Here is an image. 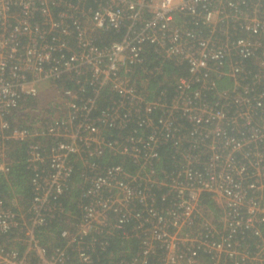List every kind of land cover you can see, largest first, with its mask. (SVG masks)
I'll list each match as a JSON object with an SVG mask.
<instances>
[{"label": "built area", "instance_id": "2783aa9c", "mask_svg": "<svg viewBox=\"0 0 264 264\" xmlns=\"http://www.w3.org/2000/svg\"><path fill=\"white\" fill-rule=\"evenodd\" d=\"M166 65L185 73L159 90ZM9 142L31 197L0 198V264H264V0H0L5 175Z\"/></svg>", "mask_w": 264, "mask_h": 264}, {"label": "trees", "instance_id": "16d2710c", "mask_svg": "<svg viewBox=\"0 0 264 264\" xmlns=\"http://www.w3.org/2000/svg\"><path fill=\"white\" fill-rule=\"evenodd\" d=\"M121 39V34H116V35H108L106 38H102L99 41H97V44L100 46L108 45L113 41H118ZM185 70L182 69H174L173 66L171 65H166L164 73L168 75L166 79H164V76L159 77L157 79V84L154 86H158V83H160L162 86L159 87V90L163 88H168L171 90L170 84L173 85L175 83V78L181 75ZM183 75V74H182ZM226 82V89H229L231 87V84L228 81ZM220 87V86H219ZM222 87V86H221ZM151 88V87H150ZM152 89V88H151ZM220 89V88H219ZM153 90V89H152ZM107 93H104L100 95V98L98 99V104L97 108L95 109L93 115L97 116L99 115L103 110H106L111 102H109V97L106 95ZM153 93L151 92V95ZM89 97V96H87ZM30 105V104H28ZM14 126V125H13ZM15 127V126H14ZM128 133L129 134H134L138 137L142 136V130H140L136 124H130L128 127ZM109 136L112 138H117L118 136L121 137H126L128 134H122L119 133L118 131H109L108 133ZM11 144L9 156H10V161H11V166L9 169L8 175H5L1 170H0V198L1 199H8L9 201L12 202V204H17V202L21 201L22 205H27L28 201L30 200L31 197V190L29 186V178L31 176V172L27 169L26 166V159L27 155L25 154V148L22 145L15 144L13 142H9ZM172 154H170L169 150L161 148L159 150L158 154V159L153 161V166L155 168V171L158 175V179L161 181L163 180V177H166L168 174H170L172 171H174V165L172 163ZM121 160L117 158H104V161L101 162V165H116L120 164ZM125 163V162H122ZM76 171L74 175L75 182H79L80 179H78V175L80 172V168L78 165H76ZM166 192V189H163V191L160 192L158 195V203L159 205L165 204V207H160L161 209H165L168 207L167 205L169 204L168 201L162 202L160 200V196ZM208 197V196H207ZM206 197V198H207ZM73 197L68 198L67 200L64 201L65 204H70V200L73 199ZM205 198V199H206ZM206 203L208 204V207L214 209V205L212 204L213 201L209 198L206 199ZM79 217L80 219V213L78 211L75 212L73 217ZM79 219L76 220H71V224H74L79 221ZM66 223L65 227L64 224L61 225V221L55 222L52 224L50 227H48V230L53 232L54 234V240L58 241L57 243L61 242V240L58 239V234L62 231V229L68 228L71 230V227L73 225ZM45 240L51 241L46 234H44ZM53 241V239H52ZM110 249L108 252L102 253L101 259L105 263H109L111 258L110 255L112 256L117 255L118 253L116 251H120V246L122 244L121 240L118 238H111L110 240ZM0 243L3 244L5 243V238L1 237L0 238ZM131 248L126 246V252H128L127 257L129 258L130 254L135 253L138 250V244L136 243H131L129 245ZM119 248V249H118ZM74 256L75 253L73 252ZM73 254L70 256L71 261L73 260ZM107 257V258H106ZM131 257V256H130Z\"/></svg>", "mask_w": 264, "mask_h": 264}, {"label": "rangeland", "instance_id": "374dc122", "mask_svg": "<svg viewBox=\"0 0 264 264\" xmlns=\"http://www.w3.org/2000/svg\"><path fill=\"white\" fill-rule=\"evenodd\" d=\"M47 97H49V96H47Z\"/></svg>", "mask_w": 264, "mask_h": 264}]
</instances>
